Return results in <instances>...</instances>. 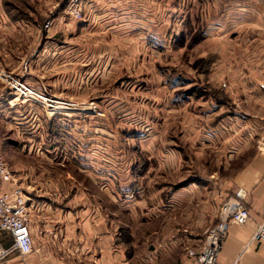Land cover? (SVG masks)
I'll use <instances>...</instances> for the list:
<instances>
[{"label": "crops", "instance_id": "1", "mask_svg": "<svg viewBox=\"0 0 264 264\" xmlns=\"http://www.w3.org/2000/svg\"><path fill=\"white\" fill-rule=\"evenodd\" d=\"M64 1L43 30L39 20H9L0 0V75L80 106L101 98V109L119 114L97 122L51 116L37 103L11 104V95L0 103V124L6 120L14 131L22 167L39 157L50 166L72 164L86 178L22 176L33 249L22 256L0 231L10 250L0 264H196L181 246L197 248L240 190L247 193L250 221L230 225L218 264H264V244L253 240L264 221V0H86L81 20L66 14ZM192 27L201 28L205 43L228 47L230 60L216 69L218 79V73L243 76L221 85L228 102L215 99L204 112L202 140L221 144L226 160L218 174L199 178L182 158L194 135L188 84L170 78L180 57L173 48ZM146 79L155 84L145 89ZM147 93L154 98L148 101ZM128 95L138 98L130 102ZM229 104L242 108L225 114ZM10 162L20 177L19 162ZM145 213L165 231L139 263L121 237L123 226Z\"/></svg>", "mask_w": 264, "mask_h": 264}, {"label": "rangeland", "instance_id": "2", "mask_svg": "<svg viewBox=\"0 0 264 264\" xmlns=\"http://www.w3.org/2000/svg\"><path fill=\"white\" fill-rule=\"evenodd\" d=\"M2 4L4 10L6 11L9 17V20H39L40 22H42L43 25L46 24L50 19L53 20V14L56 12V9H59L61 7L60 4H62V7L65 6V1L63 0V3H60L58 2V0H2ZM44 26L45 25H43V30ZM187 31L188 33L185 39V43H181L180 45L174 46L175 49L173 48V52L177 55H179L180 53V57L175 62H173L172 66H168H170V68L173 70V77L170 78L173 79L174 85L177 83L178 80L184 81V83L187 82L188 84L186 87L184 86V89L186 88L188 91H184V94L186 95L187 93L191 97L190 110L192 114V126L194 135L192 141V148L189 149L188 145V155H183L182 158L184 159V161H186V159L188 158V163L186 164H188L187 167L189 171H193L194 176H197V178H199L202 176H209L215 173L218 174L220 170L222 171V165L224 164L223 162L226 160L224 154H219V151H221V147L218 145L221 144L214 143L211 146H208L210 145V143L208 144L207 142H204V139L201 137V129L202 127H204L202 124L206 118V116H203L204 112L212 108L209 102L214 101L215 99L220 102H228L230 100L229 90L224 88V86L222 87L221 85L225 82H230L232 79L241 80L243 76L238 77L239 74L236 75L235 73L232 77V74L227 76L225 75L229 73H218V79V75L216 76L215 72L217 71L216 69H218L225 61L226 57L224 58V50L228 47L225 45L222 46L220 45V43H205L206 40L202 39L204 35L201 31V28L192 27L189 28ZM179 46L182 48H180ZM213 50L215 52H212ZM226 60L229 61L230 57H227ZM231 60L236 63L237 58L232 57ZM241 60L242 59L240 58V61ZM162 66L164 68L166 65ZM161 75L164 76L163 79L165 80L166 77L164 72H162ZM157 80L158 82H160L161 79L157 77ZM154 81L155 80L153 79L144 80L143 85H145V89L147 87L153 86L155 84ZM119 82L120 81H115L116 87L119 85ZM158 82L157 84H159ZM174 95L177 97L176 92L174 93ZM143 96H145V98L147 97L148 101L154 98V96L148 93ZM137 98V96L128 95L127 101L134 102L137 100ZM99 101H101V98L95 100V103L99 104ZM98 106L100 107V105ZM83 107L84 105L81 106V108ZM148 108L150 111V105ZM239 108H242L241 105L238 106L234 104H229L225 106L224 113H237L240 112ZM105 112L107 113V118L103 120H109L111 122L114 121L119 114L116 112ZM201 118H203V120H201ZM95 120L99 122L101 119H99L98 121V119L95 118ZM1 123L2 124H0V143L1 147H3V156L12 169L16 168L12 166V163L10 162V157H13L14 162H19V173H22L20 177L15 178L17 179L21 187H23L22 184L25 181L24 178H22L23 180H21V177L24 176L27 179V177L29 178V176L27 175L33 173L43 174L45 172H54L58 175V177H60L59 175L65 176L69 173H75V176L78 177L79 180H86L85 177L82 178L80 177V174H77L78 169L72 164H55L53 166H50L46 164L42 160V158L39 157H37L36 161H34L36 162V164L31 161L32 165H30L31 167L29 169L28 167L27 169L26 167H22V164L20 163L21 160H23V157L19 153L18 143L16 141L14 131H12L10 127H8V125L6 124V120L2 121ZM178 145H180V143H178ZM182 151H185L184 144H182ZM152 209L153 207L149 209V212L152 211ZM129 221L130 223H132V225L129 224V227L123 226L124 229L122 231L124 232L121 237L122 242L126 246V253L129 255L130 259L134 257L136 258V262L141 263L145 261L144 252L153 249V245L158 240L163 239L165 231L164 223L159 222L157 219L150 218L149 215H146V213L141 215L140 220L130 219ZM130 226H132L133 229ZM132 230L134 234L133 238L130 237V233L132 232ZM188 244L189 243L185 242L181 246V253H185L186 255L188 254L189 256L188 251L191 249L188 248L194 247L196 244ZM6 257H4L2 260H6ZM161 262H166V260L159 259L156 263L160 264Z\"/></svg>", "mask_w": 264, "mask_h": 264}, {"label": "built area", "instance_id": "3", "mask_svg": "<svg viewBox=\"0 0 264 264\" xmlns=\"http://www.w3.org/2000/svg\"><path fill=\"white\" fill-rule=\"evenodd\" d=\"M85 1L69 0L66 14L76 20L83 19ZM52 24L53 20L50 19L45 24L44 29H49ZM0 82L4 84V89L0 92V103L6 100V96L11 95V104L14 101H17L18 104L37 103L45 109L46 114L51 116L85 115L95 117L98 120L107 118V113L95 102L84 105L83 111H73L76 106L80 105L64 101L47 91L33 90L18 77L3 72L0 75ZM246 197V191L240 190L223 204L220 210L219 223L207 231L204 241L197 248L188 251L189 256L195 260L196 264H218L220 250L230 225L245 226L249 223L250 213L245 204ZM29 212V201L25 189L19 185L8 163L4 160L3 147L0 143V231L11 235L14 242L13 249L22 256L31 253L33 249ZM253 236L254 241L264 244V221ZM9 252L10 250L5 249L0 242V261Z\"/></svg>", "mask_w": 264, "mask_h": 264}, {"label": "bare ground", "instance_id": "4", "mask_svg": "<svg viewBox=\"0 0 264 264\" xmlns=\"http://www.w3.org/2000/svg\"><path fill=\"white\" fill-rule=\"evenodd\" d=\"M73 111H83V109L81 108V106H76Z\"/></svg>", "mask_w": 264, "mask_h": 264}]
</instances>
